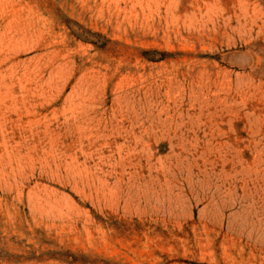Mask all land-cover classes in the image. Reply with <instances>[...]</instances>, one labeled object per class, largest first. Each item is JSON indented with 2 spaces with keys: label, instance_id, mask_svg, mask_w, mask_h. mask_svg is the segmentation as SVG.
<instances>
[{
  "label": "rangeland",
  "instance_id": "obj_1",
  "mask_svg": "<svg viewBox=\"0 0 264 264\" xmlns=\"http://www.w3.org/2000/svg\"><path fill=\"white\" fill-rule=\"evenodd\" d=\"M0 264H264V0H0Z\"/></svg>",
  "mask_w": 264,
  "mask_h": 264
}]
</instances>
